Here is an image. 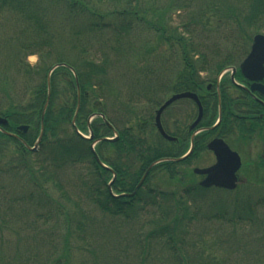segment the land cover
<instances>
[{
	"label": "trees",
	"instance_id": "16d2710c",
	"mask_svg": "<svg viewBox=\"0 0 264 264\" xmlns=\"http://www.w3.org/2000/svg\"><path fill=\"white\" fill-rule=\"evenodd\" d=\"M182 9L186 14L181 25L171 26L169 12ZM263 24L264 0H0V115L10 120L5 129L28 124L23 137L32 145L41 129L49 70L66 63L76 72L74 75L68 66L53 71L43 138L37 150H29L0 131V159L7 155L0 161V193L8 188L14 195L11 207H31L43 222L46 220L41 216L52 218L55 232L49 248L42 251L43 236L49 229L31 235L26 222L18 229L13 226L18 217L15 209V213L5 210L7 216L0 211V237L9 230L17 239L6 252L1 250L0 238V264H71L72 239L90 246L92 264H235L241 255L232 263L236 252L232 248L244 243L253 254V264H264V196L260 193L229 200L221 195L209 198L207 193L222 189L198 183H188L183 191L178 186L170 190L149 185L150 177L159 170L183 182L189 174L179 165L188 163L187 158L160 162L134 195L115 197L108 187L113 173L96 157L115 170L112 187L119 194L133 191L153 161L183 154L189 136H181L177 142L162 138L153 124L152 110L176 91L194 90L210 96L212 91L205 89L206 78L200 72L215 73L236 63ZM226 29L236 38L242 37L230 49L220 45ZM135 35L143 42L133 50L131 38ZM32 54L38 55L35 64L28 61ZM113 61L116 65L112 69ZM114 69L124 73L118 76ZM62 82L65 96H61ZM77 88L81 98L77 127L87 131L89 116L103 113L119 131L117 140L98 142L96 153L91 148L93 141L109 135L110 128L96 117L91 123L93 139L74 130L71 122ZM106 99L111 100V106ZM211 102H206L208 112ZM107 105L114 112L119 110L117 121ZM226 114L224 121L228 123ZM211 134L203 132L195 150L206 149ZM256 164L264 166V156ZM72 169L82 171L77 182L87 200L110 216L131 218L127 225L137 223L143 228L137 220L143 217L144 223L151 225L148 232L144 236L142 231L127 234L123 227L122 234L115 233L104 227V222L91 218L80 200L72 199L62 186ZM48 182L59 188V196L49 190ZM206 198L212 201L204 210ZM40 209L47 214H39ZM33 224L40 230L38 220ZM242 225H249L259 238L248 235L252 240L241 242L237 238L229 247L231 235ZM22 232H28L34 248L22 249V243L28 242ZM57 232L61 241L56 239ZM198 237H207L208 253L204 247H196ZM130 247L135 251L123 258L124 250ZM222 250L227 251L225 255L220 254Z\"/></svg>",
	"mask_w": 264,
	"mask_h": 264
},
{
	"label": "rangeland",
	"instance_id": "374dc122",
	"mask_svg": "<svg viewBox=\"0 0 264 264\" xmlns=\"http://www.w3.org/2000/svg\"><path fill=\"white\" fill-rule=\"evenodd\" d=\"M168 2L169 0H158V3H165ZM107 5H111L110 3L106 2ZM186 14V10L182 9L181 12H169V17H170V21H171V26L176 27L177 25L180 26V21L182 19H184V15ZM262 28L259 29L258 31L260 32H264V24L261 25ZM181 30H179L180 32ZM232 30H228L226 29L225 31H223V40L222 38H219L218 40H222L224 43L220 44L223 47H227V48H232L233 47V43H236V41L241 40V38H236L235 36L237 35H233L231 34ZM151 34H150V38H151ZM227 37H229V41H227ZM236 38V39H235ZM105 39V37H104ZM239 39V40H237ZM131 41H134V45L133 46V50L134 48H137V46L143 42L142 38H139L138 35H135L131 38ZM100 45L101 43L98 42ZM249 43L246 46V49H249ZM103 48L104 44L102 45ZM98 50H102L101 47L99 48V46H97ZM106 50H108V48H105ZM211 57V56H209ZM29 62H31V64H35L38 61V55L34 54V55H30L28 57ZM135 60V59H133ZM115 63L113 61V66L112 69L115 68ZM50 71V70H49ZM114 72L116 75L121 76V74L124 73L123 70H117ZM202 76H207L208 79L211 78H215L216 75L212 74L211 72H203ZM117 81H119L120 83H122L123 85V81H120L119 79H116ZM122 80H127V79H122ZM128 81V80H127ZM62 84H65V82L61 83L60 89L62 92L61 96H65L64 95V86H62ZM132 85V89H133ZM168 96V95H167ZM165 96V97H167ZM107 104L109 106H111V100L110 99H106ZM114 103V102H113ZM108 107L109 109V113L112 114V117L117 121L118 116H120V112L119 110L114 112V108L113 107ZM116 108V106H115ZM191 108V106H190ZM217 109V108H216ZM192 110H196L194 107L191 108ZM177 112V110L173 111L172 113ZM152 113H155V108L152 110ZM170 112L167 111L164 116H165V120L168 124L169 120L171 119L170 117ZM181 113H178V115H180ZM183 120H185L183 118ZM187 122V121H186ZM212 122V121H210ZM183 124H186L183 122ZM228 127H229V137H230V141L233 144L234 148L236 150H239L241 156H242V161H243V165H242V169L238 171V176L241 183H239V185L237 186V188L229 190V189H222V191H212L207 193L206 195L211 198L215 197H221L224 196L225 199H229V200H233L234 196H241L244 194H248L249 192H254V194L256 193H260L259 196H264V166H259L256 163H259V156L261 154H264V151L262 150V148L264 149V142L261 143V145H258L257 142H254V140L249 144V143H242V139L244 136V126L241 127L239 126V124L233 120H229L228 122ZM190 135V134H189ZM253 135V133H252ZM263 135H264V130H263ZM212 137V135H211ZM257 143V144H255ZM7 155H5L3 158L0 159V161H4V159L6 158ZM189 158V162L186 163L185 165H179L180 167H186L187 168V174H189V176L183 178V182H180L179 179H177L176 177H174V179L169 176V173H165L163 171H158L157 173L153 174L150 177V186L152 187H156V188H167V189H174L176 186H178L179 188H185L188 183H198L201 180V176L198 175H190V171L192 172L194 167H207L209 165H211L214 161H215V156L213 154V152L209 151L207 148L206 149H202L199 153L192 155L190 154L188 156ZM81 169L82 171H84L83 166L81 165ZM80 169H72L70 171H68L65 180H63L62 182V186L65 189V191H67L70 196L72 197V199H79L82 206L85 208V210L89 213V215L91 216V218H93L96 222L100 223L101 221L104 222V227H107L109 229H111V232H115V233H121L122 228L124 227V229L127 231V234L134 232L135 234H139V232L142 231L141 235L144 236L149 228L151 227L150 224H146L144 223V218L143 217H137V220L139 222H141L143 224V228H140L139 225L137 223H135L134 225H127L126 222L129 221L124 217H114L113 215L110 216L111 214H107V212H102L100 209H98V207L92 203L90 200H87L83 194V190L80 188V184L77 182V178H78V173L82 172ZM22 172H20L21 174ZM181 176V175H180ZM6 177H9L8 175ZM204 177H202L203 179ZM27 179H24V181H26ZM23 182V181H22ZM178 182V184H176ZM8 182L6 181V184ZM2 185V184H1ZM49 188V190L54 193V196H59L60 195V190L59 188H57L56 186H54V184L52 182H48L46 184ZM181 185V186H180ZM113 184L110 185L111 188V192L115 197H120L122 195H117V193L114 192L113 189ZM213 192L220 193L219 195H215ZM79 195V197H77ZM221 195V196H220ZM14 197V195L12 194V190H9L8 188L5 189L4 191H2L0 193V211L4 212V216H7L8 214L5 213V210L9 213L10 210L15 209L18 217L14 218L16 219L15 223L13 224L14 227H16L17 229L21 226V222H26L29 225V233L31 235H38L44 228L49 229L46 230L45 235L43 236V241L45 242L44 244L42 243V251L46 250L49 248V241L52 238L53 234L55 232L52 231V227H53V219L50 217H46V216H41L43 219L46 220V222H43V220H41L39 218V216H37L34 213V210L31 207H25L23 209L22 206H16V207H11V200ZM212 201V199H209L207 201L206 198V202H204L202 205V207L204 208V210L208 209V207L210 206L209 203ZM13 211V210H12ZM39 214H47V210L45 209H40L37 210ZM14 212V211H13ZM15 213V212H14ZM35 219L39 221V223L41 224L40 230L37 229L34 226V222ZM121 219V220H119ZM249 225L247 226H241V228H238V231L236 232V234L231 235V239H229V241L231 242L229 244V247L233 246V242L239 238L240 242L241 240H249L251 239L248 235H252L253 238H259L258 234H253L251 233L250 229H249ZM115 230V231H114ZM48 231V232H47ZM28 232H22V234L27 237L28 242L27 243H22V249L25 246H29L31 248H34V243L32 241V239L30 238V235H27ZM248 237V238H246ZM2 238V243H1V250L9 252L10 250V245L12 243H14L15 241H17L16 237L12 234L11 231L8 230V232L5 233L4 237H0ZM56 239L57 241H61L60 239V235L57 232L56 233ZM214 239H209L208 241H213ZM252 240V239H251ZM207 237H198L195 238L196 247L197 248H201L204 247L206 250V253H208V245H207ZM245 242V241H244ZM72 244V261L71 264H92V256L89 252L90 246L85 245L84 243H78L76 242L74 239H72L71 241ZM81 246V249H78V246ZM246 243L242 244V245H237L234 246V248H232L233 251L235 252V256L233 257V259L231 260L232 263H234L236 257L238 256V254H240L241 256H238L237 260L235 261V264H253V258H251L250 256H253V254L250 253V249H247L245 247ZM228 247V248H229ZM133 248L130 247L126 250H124V254H122L121 256L124 258L125 256L132 254L133 253ZM258 250V248H257ZM135 251V250H134ZM227 252V251H226ZM226 252L224 250H222L220 252L221 255H225ZM11 255V254H10Z\"/></svg>",
	"mask_w": 264,
	"mask_h": 264
},
{
	"label": "flooded vegetation",
	"instance_id": "af4514ba",
	"mask_svg": "<svg viewBox=\"0 0 264 264\" xmlns=\"http://www.w3.org/2000/svg\"><path fill=\"white\" fill-rule=\"evenodd\" d=\"M230 67L234 68L224 73L221 82H213L211 86L207 87L209 90H212L210 96L203 97L199 94L200 101L204 107L203 120L208 121L210 118L214 117L215 112L218 113L219 102L221 101L225 113H227V121L229 122V120H233L237 122L239 126H244L245 135L248 133L256 134L255 140L258 139V144H261L264 142V93L261 90H257L258 87L255 85L252 86L253 81L241 73L239 64H233ZM261 82L264 83V79H262ZM209 99L212 100L209 105L212 114L207 110L206 102ZM190 106L193 108L194 104L192 106L186 102H174L167 108L170 112L171 119L167 124L164 116L163 122L165 125L164 127L169 134L181 139V136L185 137L188 134L192 135L194 131L202 126L201 122L193 129H189L190 125L198 116V107L195 105L194 108L197 109L191 111ZM175 110H177V112L172 113ZM178 113L181 114L178 115ZM183 118L185 120H183ZM183 122L186 124H183ZM228 131V123L224 121V124L220 128L218 127L215 133L218 135L222 134L226 137ZM198 139L200 140V137ZM194 151L197 150L194 148Z\"/></svg>",
	"mask_w": 264,
	"mask_h": 264
},
{
	"label": "water",
	"instance_id": "95a60500",
	"mask_svg": "<svg viewBox=\"0 0 264 264\" xmlns=\"http://www.w3.org/2000/svg\"><path fill=\"white\" fill-rule=\"evenodd\" d=\"M241 68H242L243 73L247 77L253 80H260L264 77V34H256L254 36L253 44L251 46V51L248 54V56L243 60L241 64ZM254 85L264 91V85H261L260 83H255ZM183 96H190L194 98L197 102H199V99L197 98L196 94L185 92V93L173 95L169 100H167L157 110L156 124L158 126V129L162 133L163 136L169 139H172V138L164 132L162 124L160 122V115L162 111L164 110V108L169 103ZM47 103H48V100L45 104V107ZM199 106H200V113H199L198 119H200L202 116V107L201 105ZM6 122L7 120L0 116V123L5 124ZM19 129L26 130L27 126L22 125L19 127ZM41 137H42V132L40 134L38 141L41 139ZM208 147L209 149L214 151L216 155V162L209 167L194 169L195 172L206 175L205 178L200 182L201 185L206 186V187L215 185L218 187H224V188H229V189L235 188L237 185V181H238L236 172L241 166V159H240L239 154L236 151L232 150L228 146V144L221 138H215L211 140L208 143ZM185 156L186 155L178 159H183ZM156 163L157 162H153L150 168L154 166Z\"/></svg>",
	"mask_w": 264,
	"mask_h": 264
}]
</instances>
